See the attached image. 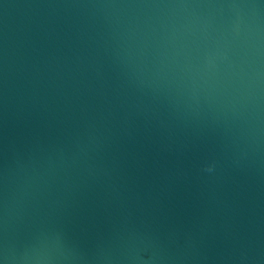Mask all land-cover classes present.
<instances>
[{"label": "water", "instance_id": "95a60500", "mask_svg": "<svg viewBox=\"0 0 264 264\" xmlns=\"http://www.w3.org/2000/svg\"><path fill=\"white\" fill-rule=\"evenodd\" d=\"M0 264H264V0H0Z\"/></svg>", "mask_w": 264, "mask_h": 264}]
</instances>
